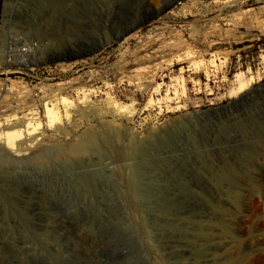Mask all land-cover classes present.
I'll list each match as a JSON object with an SVG mask.
<instances>
[{"label": "rangeland", "instance_id": "rangeland-1", "mask_svg": "<svg viewBox=\"0 0 264 264\" xmlns=\"http://www.w3.org/2000/svg\"><path fill=\"white\" fill-rule=\"evenodd\" d=\"M171 1L0 0V264H264V0Z\"/></svg>", "mask_w": 264, "mask_h": 264}, {"label": "bare ground", "instance_id": "bare-ground-1", "mask_svg": "<svg viewBox=\"0 0 264 264\" xmlns=\"http://www.w3.org/2000/svg\"><path fill=\"white\" fill-rule=\"evenodd\" d=\"M244 87V84L241 85V88ZM66 101L65 99L63 102ZM56 102V101H55ZM56 103H48L44 106L45 117L49 120L50 123H54L56 120L60 119L58 117V110L56 108ZM31 114L23 115L21 117H17V124L14 126L3 127L0 124V144H4L8 150L15 151L10 156L11 160H14L15 157L19 156H28V146L29 143L27 141L22 142L24 137V133L31 136L33 135L39 128L40 125L34 126L28 118ZM33 141V140H32ZM97 148V140L94 135H88L85 139L82 140L79 144H70L68 147L57 149L54 153L60 160H64L67 157H76L79 155H83L88 153H92ZM26 151V153H24ZM23 153V154H21ZM41 152L33 153L30 157H25V161L35 160L41 156ZM6 156L4 151L0 150V163L6 162ZM31 162V161H30Z\"/></svg>", "mask_w": 264, "mask_h": 264}, {"label": "water", "instance_id": "water-1", "mask_svg": "<svg viewBox=\"0 0 264 264\" xmlns=\"http://www.w3.org/2000/svg\"><path fill=\"white\" fill-rule=\"evenodd\" d=\"M182 0H172L170 2V4L166 7L165 9V12L167 11H170L172 8H174L176 5H178ZM154 17H151L149 18L148 20L146 21H143V22H136L134 23L131 28H129L126 32H124L121 36H120V39L121 38H124V37H128L132 34H134L135 32L139 31L141 28H143L145 25H148L151 23V21L153 20ZM77 58H72V59H67V61H71V60H76ZM65 59L63 58H60V59H57L55 60V63L58 62V61H64Z\"/></svg>", "mask_w": 264, "mask_h": 264}]
</instances>
